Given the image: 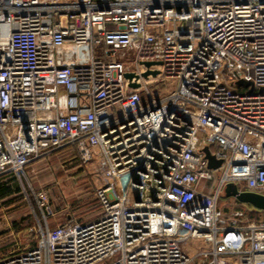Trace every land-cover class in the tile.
I'll use <instances>...</instances> for the list:
<instances>
[{"label": "built area", "instance_id": "obj_1", "mask_svg": "<svg viewBox=\"0 0 264 264\" xmlns=\"http://www.w3.org/2000/svg\"><path fill=\"white\" fill-rule=\"evenodd\" d=\"M67 150L101 214L25 192L37 244L0 264H264V212L220 203L264 195V0H0V177Z\"/></svg>", "mask_w": 264, "mask_h": 264}, {"label": "rangeland", "instance_id": "obj_2", "mask_svg": "<svg viewBox=\"0 0 264 264\" xmlns=\"http://www.w3.org/2000/svg\"><path fill=\"white\" fill-rule=\"evenodd\" d=\"M164 89V84L152 88L160 92H164ZM71 151L56 152L32 162L33 165L26 171V176L21 177V190L24 193L29 192L30 187L47 188L54 207L68 210L69 217L86 221L87 214L83 210H95V207H98L95 193L101 186V181L97 178L94 167L82 165L78 153ZM235 185V182H229L224 186L220 201L222 206L236 203V200L229 196ZM20 196H23L22 193ZM14 212L15 210H0V253L18 248L24 249L26 244V237L21 235V242L18 241L19 245H15L16 239H19L15 237L16 233H12L6 225V220L3 219L6 217L12 227L11 222L27 213L26 211L21 214L16 212L18 214L16 215ZM110 262L111 260H108L101 264Z\"/></svg>", "mask_w": 264, "mask_h": 264}, {"label": "crops", "instance_id": "obj_3", "mask_svg": "<svg viewBox=\"0 0 264 264\" xmlns=\"http://www.w3.org/2000/svg\"><path fill=\"white\" fill-rule=\"evenodd\" d=\"M68 152H70V150H68ZM72 152V151H71ZM32 163L27 167L26 171L32 167ZM25 171V173H26ZM24 173L23 177L26 176V174ZM14 183H17L18 187L21 189V185H22V181L21 178L13 176V175H6L3 177H0V185L1 184H5L7 186L10 187V185H13ZM13 189V188H11ZM41 188H29L30 190H39ZM22 193L23 196H20ZM54 207V206H53ZM97 208V209H96ZM0 210H15L14 214H16V212L18 214L23 213L24 211H26L27 213H25L23 216H21V218H19L18 220H15L13 222H11L12 227L10 226V223L7 221V218L4 217L3 219L6 220V225L8 226L9 229H11L12 233H16L14 230V225L16 222H19L20 220L24 219V218H31L33 225H36V210H37V206L35 201L32 198H26L25 197V192L23 193L22 191L20 192H16L13 190V192L5 197H1L0 196ZM54 211H55V218H53L52 220H50V226L52 228L56 227L57 225L63 224L64 222H66L70 217L67 214L68 210L66 209H59V207H54ZM77 211V210H75ZM84 212H86L87 214V220L86 221H81L83 223H87L90 222L92 220H94L95 218H97L100 214H101V206L98 202V207H95V210H83ZM82 212V213H84ZM16 214V215H18ZM14 215V217L16 216ZM10 216V213H9ZM12 217V216H10ZM30 229V228H29ZM17 234V233H16ZM15 237H18L19 240L16 239V243L15 245L18 246V241L21 242L20 236L21 235H16ZM9 246V245H8ZM30 247V242L26 241V244L24 245V248H28ZM15 252V249L13 250H9L7 252H1L0 253V258H3L11 253Z\"/></svg>", "mask_w": 264, "mask_h": 264}, {"label": "water", "instance_id": "obj_4", "mask_svg": "<svg viewBox=\"0 0 264 264\" xmlns=\"http://www.w3.org/2000/svg\"><path fill=\"white\" fill-rule=\"evenodd\" d=\"M147 68L156 65V63L152 62H146L144 64ZM149 75H153L156 77L158 75V71H147L145 74H143L144 78H147ZM126 77L129 79H132L134 77L133 74H126ZM251 83L245 82L243 80H239L235 83V86L242 87V86H249ZM132 88L137 89L139 88L138 84H132ZM204 152L206 154V158L209 161V168L215 169L218 168L221 165V161L216 162L214 159V156L210 153V150L208 147L204 149ZM230 197L234 198L236 201H238L240 204L248 205L253 207L254 209L258 211L264 212V195L250 192V191H240L238 187L235 185L229 195Z\"/></svg>", "mask_w": 264, "mask_h": 264}, {"label": "trees", "instance_id": "obj_5", "mask_svg": "<svg viewBox=\"0 0 264 264\" xmlns=\"http://www.w3.org/2000/svg\"><path fill=\"white\" fill-rule=\"evenodd\" d=\"M11 188H13V189H11ZM13 190L16 191V192L22 191L18 187L17 183H14L13 185H10V187L5 185V184H1L0 185V196L1 197L8 196V195H10L13 192ZM236 202L239 204L238 201H236ZM239 205H241V204H239ZM255 216H257V215H255ZM32 225H33L32 220L29 217L28 218H24V219L20 220L19 222H16L15 225H14L15 232L18 235H23L24 237H26L25 242L26 241L30 242L31 243L30 244L31 248L35 247L36 244H37V242L33 239V236L29 233V228L32 227Z\"/></svg>", "mask_w": 264, "mask_h": 264}]
</instances>
